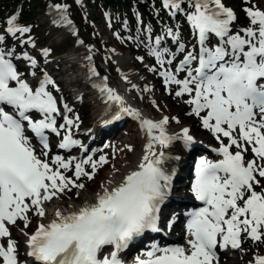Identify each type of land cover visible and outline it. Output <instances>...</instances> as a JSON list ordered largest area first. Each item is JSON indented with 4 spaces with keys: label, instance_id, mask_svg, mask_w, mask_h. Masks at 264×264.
I'll use <instances>...</instances> for the list:
<instances>
[{
    "label": "snow or ice",
    "instance_id": "1",
    "mask_svg": "<svg viewBox=\"0 0 264 264\" xmlns=\"http://www.w3.org/2000/svg\"><path fill=\"white\" fill-rule=\"evenodd\" d=\"M161 5L171 17L184 16L195 45L186 48L179 28L171 27H165L153 40L151 26L144 25L149 41L145 47L159 65V70H148L158 71L166 88L175 85L177 97H188L184 100L191 106L188 114L196 116L218 142L211 151L220 158L201 156L195 164L190 191L204 206L188 213L186 246L152 244L134 264H218V248L243 250L245 240L264 244V10L245 8L249 24L234 30L237 17L222 0H161ZM50 7L58 16L54 24L72 25L66 4ZM136 15L137 23L142 24ZM16 19V15L7 19L5 33L17 37L20 44H32L30 36L27 41L20 39L30 32V26L18 25ZM166 37L176 45L175 52L161 46ZM135 39L139 40V35ZM4 40L0 35V43ZM88 47L86 59L91 62ZM48 51L42 50L45 55ZM177 53L182 59L172 68ZM21 56L36 67V60L27 52ZM21 56L11 48H0V264H124L120 253L132 241L146 232L161 230V206L175 175V169L166 165L180 159L166 150L174 142L187 149L196 141L187 127L169 134L165 127L168 116L152 120L124 107L122 97L108 87L104 77L94 87L106 102L121 106L113 119L127 114L139 121L146 138L143 154L118 182L101 183L91 201L79 206L69 203L67 210L56 207L53 218L48 219L47 205L63 203L65 197L71 200L73 192L79 198L80 190L86 188L82 180H93L108 158L86 155L77 159L52 153L50 135L60 137L58 149L79 146L85 150L72 133L79 117L68 115L72 110L62 97L58 100L53 94L49 86L59 89L46 72L35 86L23 78L24 73L13 62ZM136 59L142 61L143 57ZM89 72L98 75L94 67ZM59 117L63 123H58ZM125 148L134 150L131 145ZM21 224L24 259H20V246L11 234V229ZM106 246L111 247L107 254L103 252ZM249 264H264V255L254 254Z\"/></svg>",
    "mask_w": 264,
    "mask_h": 264
},
{
    "label": "rangeland",
    "instance_id": "2",
    "mask_svg": "<svg viewBox=\"0 0 264 264\" xmlns=\"http://www.w3.org/2000/svg\"><path fill=\"white\" fill-rule=\"evenodd\" d=\"M246 3L241 2V0H222V2L229 8H232L234 14L236 15L237 19L233 22V29L238 30L243 27H247L249 24V18L244 11L245 8L256 7L260 10H264V0H245ZM149 7L151 8V13L154 17H151V14H146L139 5H137L136 0H111L108 2L107 0H80V3H76L75 0H21V2L17 5H12V1L10 0H0V35L5 36V40L0 43V48L8 49L11 48L14 50L17 56H20L22 52H27L30 49L33 58L41 64L44 58L47 59V56L50 58L56 57L63 53H66L78 40H82L86 46H91V55L96 58V61L101 65L108 66L110 68V73L115 74L117 72L113 68V64L110 59V52L111 49H115L116 47L121 50L125 51L128 50L130 54L133 56V66L136 68L141 69V73L145 75V78L139 82L137 88L133 91L135 95V99L143 107L149 111H153L154 114H162L167 113L171 116H175L176 119H179L183 124H187L190 128L189 132L192 134L194 138H196V144L202 146L207 144H212L214 147L218 146V142L213 138L211 133L202 128L199 122V119L194 115H189L191 106L184 103L188 97L182 96L177 97L175 95L176 86L172 85L169 88L163 83V77H161L157 72L149 71L148 68L156 67L159 70V65L156 64L155 57L149 55L148 48L145 47V44H148L149 41L145 39V33L143 31L144 25L151 26L152 32L151 37L154 40L156 36L163 34V29L165 27H171L174 30L179 28L180 33V40L185 43L186 48L191 49L195 45V39L191 34L188 24L182 14H178L175 17H171L167 10L162 8L161 0H147ZM40 3H45L46 6L41 7ZM55 4H66L67 7V18L72 21V25L66 24H51L50 22H44V19L47 16V13L56 11L55 9L51 8L50 5ZM187 7V5H185ZM32 10L31 16H26L25 13L27 10ZM105 13H108V17L105 16ZM139 14V18L142 21V24L137 23V15ZM11 15H16V23L21 26H30V32L24 34L20 39H24L27 41L28 37L32 38L33 43H24L23 46H20L19 40L17 37H13L9 34L5 33L6 28V21ZM57 16V14H56ZM58 17V16H57ZM166 22H165V21ZM127 21V28L124 27V22ZM55 25H59L57 27V31L49 32V28L54 27ZM111 25V26H109ZM75 30V35L73 34V29ZM139 29V33H138ZM116 33L119 34L120 38H117ZM19 35V34H18ZM139 35V40L135 39ZM58 37L61 41L55 45L53 40L54 38ZM128 37H133V39H128ZM162 47L168 48L171 52H175L176 45L172 42L171 38L166 37L162 42ZM32 47V48H31ZM89 48V47H88ZM41 49V53L43 57L39 58L35 55L34 51H38ZM48 49L47 55L43 54L42 50ZM26 50V51H25ZM143 57V60H137L136 57ZM15 59V58H14ZM182 59V54L177 53V60L173 62L171 65L172 68L175 67V64L178 63V60ZM20 65L18 70L24 73V77L27 80H39L40 77L43 78L44 71H48L50 75L54 74L53 81L55 85L58 87L59 91L52 88L50 89L53 91V94L59 100L61 97L63 98V103L68 105L69 99L72 95L71 91H64L61 88V84L59 82L61 74V68L59 67H48L45 66L46 69H40L38 63L36 64L35 68H31L26 66L28 61H23L21 59H17ZM88 62H84L85 66ZM90 64V63H89ZM147 67H146V66ZM58 68V69H55ZM86 70H84L85 72ZM35 72L39 74L37 78L32 79V75L30 73ZM153 74V75H151ZM181 78H183V74H180ZM36 83H34V86ZM147 87L149 91H143L144 88ZM155 87V88H153ZM80 88V87H76ZM156 89L158 92L156 93ZM84 97L83 100L76 104L71 105L70 107H75L72 109L71 112L68 113L70 117H79L78 120V127L72 128L73 137L78 134L80 135L84 130L87 129L89 124V117L88 113L91 109L92 105L89 103V96L87 95V89L83 92ZM158 96L160 101L156 100V102L152 99L153 95ZM155 102V103H153ZM62 109V106H61ZM113 116V115H112ZM187 117V118H186ZM175 120V119H174ZM103 125V119H102ZM118 120H116L113 125L118 124ZM58 123H63L62 117H60ZM84 123L83 126L81 124ZM100 123V127L102 126ZM109 127V128H111ZM121 132L123 131V127L119 126ZM120 132V133H121ZM97 136L101 135L99 130L96 131ZM110 134V135H114ZM103 136L100 146L96 147L92 146V144L88 145L85 149H87V153L82 155V158L85 157L88 153H92L93 158H98L100 155L103 154V148L105 146L106 137L110 136ZM55 136V135H54ZM79 137V136H78ZM55 142L60 140V137H55ZM86 142V140H84ZM83 143L85 144V142ZM226 142V141H225ZM37 148L39 146L37 143ZM52 153L56 154H66L64 157H69L73 154H76L74 149L69 151H63L61 149L56 148L54 143L52 144ZM209 146V145H208ZM118 148V147H117ZM120 148V146H119ZM78 153V152H77ZM86 154V155H85ZM196 152H192L188 155V158L185 160V165L187 166L186 172L182 175L183 180L178 183V194H181L185 198H189L193 196L192 192L190 191L192 178L189 177L188 170L191 161L194 159ZM251 152L248 153V158H251ZM76 156V155H75ZM115 157H112L110 163H115ZM106 167L105 169L98 168L95 174L94 179H98L101 175H103L110 167ZM91 171V169H88ZM181 172V170H180ZM188 176V177H187ZM89 180L86 178L82 180L83 183H87ZM71 196L74 197V192L71 193ZM191 207V203H188L186 199L182 201L172 202L170 206H167V210L169 215L165 216L164 219L160 218V228L161 230H167V224L164 223L165 220L171 214L173 209L176 210L174 215L175 221L170 225V229H172V235L178 239L183 238L186 239V233L184 229L179 226V217L184 214V209ZM34 222V220H33ZM20 227H13L11 229L12 235H16L18 231H20ZM175 233V234H174ZM179 234V235H177ZM19 248H22L20 246ZM242 249L238 251V255H233V257L229 260L226 259L225 254H222L217 249L218 261H230L233 264H249V261L253 260L254 254L259 253L264 255V244H254L251 240H245L242 243ZM226 251V249H224Z\"/></svg>",
    "mask_w": 264,
    "mask_h": 264
},
{
    "label": "bare ground",
    "instance_id": "3",
    "mask_svg": "<svg viewBox=\"0 0 264 264\" xmlns=\"http://www.w3.org/2000/svg\"><path fill=\"white\" fill-rule=\"evenodd\" d=\"M44 19V22H50L51 24H54L52 21L53 19H58L56 16V11H51L47 13V16ZM0 26H2L0 24ZM57 27L59 25H55L54 27L49 28V32H55L57 31ZM61 40L56 37L54 38L53 42L55 45H57ZM82 41V40H81ZM20 46H23L22 44ZM32 48V47H31ZM26 51V50H25ZM90 49L86 46V44L83 42V44L75 43L66 53H63L61 55H58L56 57L50 58V56H47V59L44 58L41 64H39L36 61V64L38 63L40 69L44 68L45 66L48 67H59L61 68V74H59L60 79L59 82L61 84V88L64 89V91H71L72 95L69 99L68 106L76 105L80 103L83 100L84 91L87 89V95L89 96V103L92 105L91 109L89 110L88 117L90 119L88 127L84 132H82L80 135L76 134L73 138L77 139L81 142V144L85 147L92 144V146L98 147L100 146L103 136H107L110 134L115 133L114 135H110L105 138L107 142L105 141L102 153L106 154L108 158V164L104 165L103 167H100L101 169H105L110 165L109 169L101 175L97 180L93 179L91 181H88L85 183L86 188L84 190H80V196L77 198L74 193V197H72L71 200H69L67 197H65L64 202L60 203L58 201H54L53 203H50L47 205L48 209V219L53 218V213L56 207H61L62 210H67V204L71 203L75 206H79L83 204L85 200L91 201L94 197V193L98 190L99 185L101 183H107L109 180H113L118 182L123 175L127 174L128 171L135 168L136 164L139 162L140 157L143 154V144L146 142L145 134L140 129L139 121L134 118L133 116L127 115V114H121L120 120H118V124L111 127L106 128L104 125H102V119L106 118L104 115H107V117L115 116L117 111L120 109V105L114 103L113 105L108 106L109 102H106V97L102 96L99 89L97 87H94L96 84H100L103 81L104 77H107V85L110 88L115 89L116 93L122 97V103L124 107H131L133 109L138 110L141 115L145 118L152 119V120H159L164 116L169 117V123L165 126L166 130L169 134L173 133H180V130L184 127H187L189 130V126L187 124H183L179 119H172L173 116L162 113V114H154L153 111H149L145 109L138 101L135 99V95L133 91L135 88H132V85H138L141 80L145 78V75L141 73V69L136 68L133 66V56L128 52V50L121 51L117 47L115 49H111L110 52V59L113 64V68L117 71L115 74L110 73V68L108 66H103L100 63L96 61V58L94 56L92 61L89 62L86 59V56L89 55ZM35 52V55H37L39 58L43 57L41 53V49H39L37 52ZM23 53V52H22ZM21 53V54H22ZM27 53L33 57V55L30 52V49L27 51ZM50 53V52H49ZM48 53V55H49ZM21 54H19L21 56ZM21 60L25 61L22 56L20 58ZM36 60V59H35ZM90 63L92 66H85L84 62ZM28 67L32 66L30 63L25 64ZM146 66V65H145ZM42 67V68H41ZM90 67H94L95 71L98 75H90L89 69ZM58 69V68H55ZM50 69H46V72L51 78H54V74L50 75ZM84 70H86L84 72ZM153 75V74H151ZM127 77V79H125ZM42 77H40L41 79ZM38 81V80H37ZM37 81L35 83H37ZM80 87V88H76ZM155 88V87H153ZM158 92V89H156V93ZM152 99L156 102V100L160 101L161 99L158 98V96L153 95ZM75 107H70V109H74ZM63 109V107H62ZM175 117V116H174ZM187 118V117H186ZM101 123V127H100ZM119 126H122L124 129L121 132V129ZM99 130L101 132V135L99 137L97 136L96 131ZM121 132V133H120ZM191 134V133H190ZM192 135V134H191ZM79 136V137H78ZM196 140V138H194ZM86 140V142L84 141ZM85 142V144L83 143ZM57 142H54V145H57ZM125 145H131L134 149L133 151H128L125 148ZM209 145V148H212V144ZM120 146V148H119ZM219 146V145H218ZM217 146V147H218ZM76 148V154L79 151V146ZM118 147V148H117ZM171 156H179V161L172 160L169 161V163L166 165L169 169L174 168L175 169V175L173 176L172 180V189L170 190V193L168 195L169 202L165 203L161 207V212L159 214V217L164 219L165 216H168V210L166 209L167 206H170L171 203L179 201L181 199H188L192 206H197L199 204V201L195 199L194 196H191L189 198L183 197L181 194H178V188L179 185L177 182L180 183V181L183 180L182 175L185 174L187 166L185 165V160L188 158V155L192 152H196L197 154L199 152H207L214 155V153L206 148H203L202 146L198 144H194L192 147L185 149L183 147V144L181 142H174L173 145L166 150ZM73 154V155H76ZM83 155V154H82ZM86 155V154H85ZM112 157H115V163L112 164L110 161L112 160ZM77 158H82L77 156ZM208 158V157H207ZM215 158V157H214ZM213 159V158H209ZM181 170V172H180ZM189 174V172H188ZM188 177V176H187ZM71 195V193H70ZM171 217V214L170 216ZM168 217V218H169ZM166 223V222H164ZM35 225V220L33 222V227ZM28 231H31L32 228L27 229ZM166 231V230H164ZM168 237H173V235L169 232V228H167ZM156 237H161L159 233H154ZM12 238L17 240L19 246H22V248H19V251L21 253L20 259H24V239L25 237L21 234L20 231L16 233V235H12ZM156 238L152 234H145L141 237H138L133 242L130 243L129 247L125 250H123L120 253V258L124 259V256H126L127 253L131 252L132 248H136L137 243H141L143 241H152ZM138 240V241H136ZM183 242L179 243V246H186V239L183 238ZM136 242V243H135ZM170 244L175 245L176 240L170 241ZM164 246V245H163ZM230 251L227 252L225 257L226 259H231L233 255H238V251L240 249H231L229 247ZM105 253V251H103ZM109 253V252H107ZM105 253V254H107ZM218 256V255H217ZM131 256L127 257L126 260H128ZM224 261V259L220 262L218 261V264H233V262L230 261ZM248 264V263H247Z\"/></svg>",
    "mask_w": 264,
    "mask_h": 264
},
{
    "label": "trees",
    "instance_id": "4",
    "mask_svg": "<svg viewBox=\"0 0 264 264\" xmlns=\"http://www.w3.org/2000/svg\"><path fill=\"white\" fill-rule=\"evenodd\" d=\"M10 1H12V5H17V4H19L20 2H21V0H10ZM108 2H110L111 0H107ZM241 2H244V3H246V1L245 0H241ZM136 3H137V5H139L140 6V8L148 15V14H151L152 15V13H151V8L149 7V5H148V2H147V0H136ZM40 6L41 7H43V6H46V4L45 3H40ZM151 10V11H150ZM25 15L26 16H31L32 15V10H27V12L25 13ZM151 17H154V15H152ZM165 21V20H164ZM166 22V21H165ZM84 125V123H82L81 124V126H83Z\"/></svg>",
    "mask_w": 264,
    "mask_h": 264
}]
</instances>
